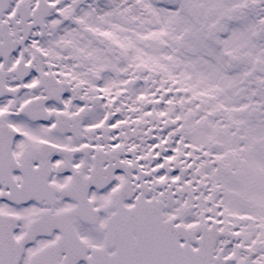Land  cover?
<instances>
[{
  "label": "snow or ice",
  "instance_id": "snow-or-ice-1",
  "mask_svg": "<svg viewBox=\"0 0 264 264\" xmlns=\"http://www.w3.org/2000/svg\"><path fill=\"white\" fill-rule=\"evenodd\" d=\"M0 264H264V0H0Z\"/></svg>",
  "mask_w": 264,
  "mask_h": 264
}]
</instances>
